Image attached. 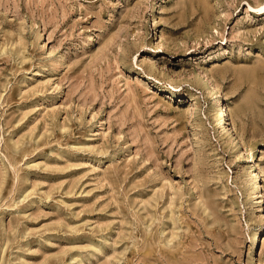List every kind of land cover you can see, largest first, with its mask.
<instances>
[{"label": "rangeland", "instance_id": "rangeland-1", "mask_svg": "<svg viewBox=\"0 0 264 264\" xmlns=\"http://www.w3.org/2000/svg\"><path fill=\"white\" fill-rule=\"evenodd\" d=\"M261 2L0 0V264H264Z\"/></svg>", "mask_w": 264, "mask_h": 264}, {"label": "bare ground", "instance_id": "bare-ground-1", "mask_svg": "<svg viewBox=\"0 0 264 264\" xmlns=\"http://www.w3.org/2000/svg\"><path fill=\"white\" fill-rule=\"evenodd\" d=\"M262 5L260 6V9H264V0H262ZM214 87V86H213ZM212 89V88H211ZM216 94V93H215ZM222 98V97H221ZM219 102V101H218ZM217 115L219 116V119H220V121H222L223 120V110H222V107H219L218 108V113H217ZM226 123V122H225ZM228 126V125H227ZM225 128V127H224ZM229 129V128H228ZM240 144V143H239ZM254 165H255V163H254ZM257 167V166H256ZM254 175V178L256 179L257 178V175H256V173L255 174H253ZM259 180V179H258ZM260 185V184H259ZM259 192V191H258ZM262 195V194H261Z\"/></svg>", "mask_w": 264, "mask_h": 264}]
</instances>
